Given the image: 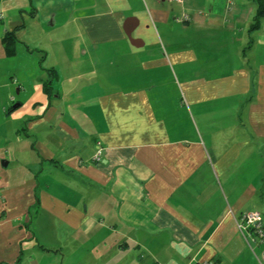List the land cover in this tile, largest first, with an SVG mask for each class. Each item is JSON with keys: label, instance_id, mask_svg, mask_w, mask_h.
Masks as SVG:
<instances>
[{"label": "crops", "instance_id": "0c3cea01", "mask_svg": "<svg viewBox=\"0 0 264 264\" xmlns=\"http://www.w3.org/2000/svg\"><path fill=\"white\" fill-rule=\"evenodd\" d=\"M255 15V0H0V264H264L236 224H264Z\"/></svg>", "mask_w": 264, "mask_h": 264}, {"label": "built area", "instance_id": "2783aa9c", "mask_svg": "<svg viewBox=\"0 0 264 264\" xmlns=\"http://www.w3.org/2000/svg\"><path fill=\"white\" fill-rule=\"evenodd\" d=\"M174 1L180 3L182 0H166ZM101 149L98 146L95 155L93 156L94 161H100ZM241 231H251L254 238L257 242L264 241V224L262 223V216L257 211H248L241 215V217L236 222ZM201 264H213L211 261H203Z\"/></svg>", "mask_w": 264, "mask_h": 264}, {"label": "trees", "instance_id": "16d2710c", "mask_svg": "<svg viewBox=\"0 0 264 264\" xmlns=\"http://www.w3.org/2000/svg\"><path fill=\"white\" fill-rule=\"evenodd\" d=\"M255 3H256V15L254 16V19H253V22H252V26L251 28H254L256 27L259 23V20L260 18L264 15V0H255ZM3 43H4V46H5V51H6V54L8 56H12L15 54V51H16V38H15V35H14V32L13 31H8L5 33V35L3 36ZM51 80L48 79V80H45L43 82V85H44V89H45V92L47 93V95H50L51 94ZM250 235L254 238L255 235H253V233L250 231Z\"/></svg>", "mask_w": 264, "mask_h": 264}, {"label": "rangeland", "instance_id": "374dc122", "mask_svg": "<svg viewBox=\"0 0 264 264\" xmlns=\"http://www.w3.org/2000/svg\"><path fill=\"white\" fill-rule=\"evenodd\" d=\"M32 67H33V64H32ZM31 71H33V70H31ZM34 75H32V77H33ZM15 92H17L16 91V88H15ZM6 126L7 125H0V130H1V132H2V134H3V128H5L6 129V132H8V133H10V129L9 128H6ZM21 131H22V129H20Z\"/></svg>", "mask_w": 264, "mask_h": 264}, {"label": "water", "instance_id": "95a60500", "mask_svg": "<svg viewBox=\"0 0 264 264\" xmlns=\"http://www.w3.org/2000/svg\"><path fill=\"white\" fill-rule=\"evenodd\" d=\"M16 106V105H15Z\"/></svg>", "mask_w": 264, "mask_h": 264}]
</instances>
